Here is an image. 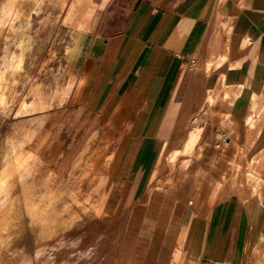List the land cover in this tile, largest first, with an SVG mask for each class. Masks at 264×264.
<instances>
[{"label":"crops","instance_id":"1","mask_svg":"<svg viewBox=\"0 0 264 264\" xmlns=\"http://www.w3.org/2000/svg\"><path fill=\"white\" fill-rule=\"evenodd\" d=\"M72 2L64 15L47 5L35 16L50 9L47 16L60 22ZM71 11V22L63 21L67 42L79 23V50L62 62L68 109L54 119L60 130H74L75 144L88 130H113L110 148H116L107 151L99 185L107 193L120 188L119 209L141 196L158 151L188 116L190 84L210 66L223 74L230 99L213 108L219 116L208 127L217 132L215 143L238 134L244 160L264 161V0H86ZM76 47L67 46V53ZM262 168L256 193L227 208L202 216L185 207L175 222L170 212L182 263L264 264Z\"/></svg>","mask_w":264,"mask_h":264},{"label":"rangeland","instance_id":"2","mask_svg":"<svg viewBox=\"0 0 264 264\" xmlns=\"http://www.w3.org/2000/svg\"><path fill=\"white\" fill-rule=\"evenodd\" d=\"M4 2L0 0V9ZM53 5L50 4L54 8ZM59 10L64 15L65 8ZM45 13L46 18L35 15L32 18L30 34L35 41L31 51L35 55L24 69L25 79L17 82L15 94L9 98V102L14 98V103L4 109L0 107V151L24 141L36 154L29 169L8 184L2 202L12 203L23 189L30 188L37 206L36 215L29 217L23 203L18 205L20 215L10 239L0 248V264H184L176 242L178 226L168 225L170 212L172 222L185 207L207 216L214 209L227 208L230 202L255 194L263 180L259 174L264 161L244 160L238 134L221 135L217 145V132L208 127L219 116L213 112L214 106L230 100L225 79L221 80L223 74L210 66L199 75L205 80L198 78L204 88L196 86L197 78L192 81L187 97L188 116L172 140L158 151L141 196L130 206L119 209L120 188L107 193L99 185L102 166L107 168L113 130H88L87 138L84 139V134L75 144L78 138L73 135L74 130H60L58 118L54 119V114L58 116L60 111L67 113L69 93L59 101L57 91L68 83L62 62L77 54L80 30L71 23L74 31L68 43L69 23L63 22V16L60 22L53 23V18L47 16L51 11ZM41 18L45 19L43 25ZM76 44L74 53H67L66 47L72 51ZM32 81L41 83L38 104L16 114L15 100L26 96ZM252 124L250 118L249 125ZM191 131L196 136L195 142L185 147ZM102 135L107 137L101 138ZM226 138H230V143H226ZM115 148L113 145L110 149ZM102 156L103 161L99 159ZM99 161L105 164L83 177L86 168ZM244 185L254 191L232 192ZM126 189L127 185L123 195ZM44 194L51 200L45 197L46 204L38 207ZM86 196H90L88 206L94 205L96 209L82 211L81 201ZM65 210H73L78 216L68 225L59 226L58 219Z\"/></svg>","mask_w":264,"mask_h":264},{"label":"bare ground","instance_id":"3","mask_svg":"<svg viewBox=\"0 0 264 264\" xmlns=\"http://www.w3.org/2000/svg\"><path fill=\"white\" fill-rule=\"evenodd\" d=\"M66 1L67 0H5L3 6H1L0 42H2V55L0 59V107H2L3 109L9 107L12 103H14V98H12L11 102H9V98L15 94V85L18 81L25 79L24 69L26 65H29L33 62V57L35 54L31 51V48L34 46L33 44L35 40L34 37L30 34V27L33 16L38 15L43 6L45 7L47 5H50L51 3L54 4V8L59 7V9H62L65 7ZM77 2L81 4V6H83L86 0H73L72 4L68 8L66 15L63 18L64 22H71V8ZM46 8L45 10H47ZM48 10L50 11V9ZM50 14L51 13H49L48 15ZM43 20L45 19L41 18L39 20L40 24ZM68 87L69 85L67 83H64V85L61 86V89L57 91L59 101L64 100ZM41 95V83L37 81L30 82L26 91V96L30 98V100L27 99L26 96L18 97L17 100H15V113L22 114L31 107L36 106ZM195 131L197 132V129ZM197 134L198 133H196V135ZM194 137H196L194 131H191L187 137L188 139L186 140L187 142L185 143V147L195 142ZM23 142L18 141L13 146L11 144L10 146H6L0 151V248L7 240L10 239L11 234L16 228V222L20 215L18 205L21 202L23 203L26 212L29 214V217H33L36 215L35 208L37 206L34 204V194L31 193L30 188L23 189V191H21L22 194L20 193L21 195L16 196L13 199L12 203L7 204L6 202H2L4 200V194L7 191L8 184L11 183L15 176L20 175L23 173V171L25 172L26 170H28L31 162L34 160V156H36L35 152L27 147V144L24 145ZM104 157L105 156H102L99 159H105ZM102 161L90 164V166H88L83 173V177L88 176L90 172H92V170H95L97 172L100 166L105 164V162L102 164ZM45 197L48 198L46 194L41 196L40 199L42 200V203L38 207L45 205L47 200L50 199H45ZM81 202L83 203V212H86V210L88 209H96V207L92 204V207L88 206L90 202V196H86ZM77 216L78 214H76L75 211L65 210L58 219L57 225H68L70 222L76 219Z\"/></svg>","mask_w":264,"mask_h":264},{"label":"built area","instance_id":"4","mask_svg":"<svg viewBox=\"0 0 264 264\" xmlns=\"http://www.w3.org/2000/svg\"><path fill=\"white\" fill-rule=\"evenodd\" d=\"M191 65H193V62H191ZM214 264H226V263H223L221 261H216V262H214Z\"/></svg>","mask_w":264,"mask_h":264}]
</instances>
